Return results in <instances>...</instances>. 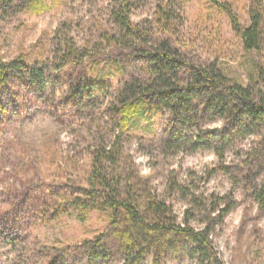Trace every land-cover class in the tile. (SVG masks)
I'll use <instances>...</instances> for the list:
<instances>
[{"label":"trees","instance_id":"16d2710c","mask_svg":"<svg viewBox=\"0 0 264 264\" xmlns=\"http://www.w3.org/2000/svg\"><path fill=\"white\" fill-rule=\"evenodd\" d=\"M145 1L113 0L109 12L113 27L103 29L91 47L65 38L52 59L27 61L19 55L5 60L0 55V130L17 113L21 89L42 96L61 73L80 69L68 78L72 102L85 104L86 98L97 94L111 95L105 112L112 125L106 134L93 137L86 170L62 175L52 185L53 196L42 202L41 216L53 220L74 213L84 221L92 212L106 214L109 230L82 245L91 261L110 257L111 242L106 239L112 236L122 264H139L147 256L161 264L164 257L178 254L195 258L198 264H223L210 235L234 203L228 201L221 208L218 201L224 198L191 191L170 175L167 195L188 205L178 220L172 204L152 190L148 177L135 171L124 154L123 133L136 120L150 121L165 112L160 140L164 153L212 150L222 159L235 139L249 135L264 146V2L248 0L244 24L229 2L206 0L226 15L244 51L257 55L244 82L216 61H196L175 46L181 22L178 0H157L154 17L148 21L154 22L156 31L133 22L131 13ZM48 9L42 0H0V25L23 11L38 14ZM109 74L127 79L110 92L105 81ZM214 118L222 121L221 127L202 128ZM221 169L228 172L222 166L210 169L209 175ZM251 195L264 210V184ZM196 214L199 227L192 223ZM65 255L66 251L58 255L59 264L66 263Z\"/></svg>","mask_w":264,"mask_h":264},{"label":"rangeland","instance_id":"374dc122","mask_svg":"<svg viewBox=\"0 0 264 264\" xmlns=\"http://www.w3.org/2000/svg\"><path fill=\"white\" fill-rule=\"evenodd\" d=\"M42 1L47 11H23L0 25V55L5 60L19 55L27 61L52 59L65 38L79 47L87 43L91 47L103 29L113 27L109 18L113 0ZM222 1L232 4L242 23H248V0ZM156 2L146 0L133 10L132 21L156 31L154 22H148L154 17ZM176 7L181 22L175 46L196 61H216L231 77L246 82L257 55L244 51L226 15L206 0H178ZM77 70L61 73L42 96L21 89L17 113L0 130V264H59L58 255L65 251V264L123 263L112 236L106 239L111 242L107 259L91 261L82 249L84 242L109 230L106 214L92 212L84 221L74 213L46 220L39 212L62 175H81L86 170L93 137L106 134L112 125L105 112L111 95L97 94L86 98L85 104L72 102L68 78ZM125 79L117 74L105 81L113 92ZM167 116L163 112L150 121L136 120L124 131L123 152L135 171L147 176L152 190L165 196L178 220L188 205L176 195H167L170 175L191 191L224 198L218 201L221 208L233 202L210 235L218 257L223 264H264V210L251 195L264 184V146L256 145V136L249 135L235 139L222 159L212 150L164 153L160 140ZM222 124L214 118L202 123V128L212 130ZM222 166L228 172L221 169L209 175L210 169ZM199 220L196 214L192 223L199 227ZM139 264L154 263L147 256ZM161 264L198 262L178 254L164 257Z\"/></svg>","mask_w":264,"mask_h":264}]
</instances>
